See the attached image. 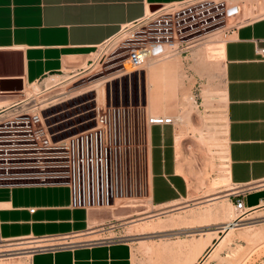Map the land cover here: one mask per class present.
Returning <instances> with one entry per match:
<instances>
[{
	"label": "rangeland",
	"instance_id": "374dc122",
	"mask_svg": "<svg viewBox=\"0 0 264 264\" xmlns=\"http://www.w3.org/2000/svg\"><path fill=\"white\" fill-rule=\"evenodd\" d=\"M196 3L194 6L189 4L188 8L204 10L205 15H209L208 22H203L205 24L198 32L203 34L199 37L198 43L182 53L157 54L138 69L130 67L127 62L130 43L145 30L156 25L155 20L147 19L136 27H127L119 36L96 47L93 53L83 59L69 60L71 62L58 73V80L50 87L44 84L46 80L36 82L39 86L34 83L25 86L22 97L27 99L21 103L19 110L33 113L41 109L52 130L61 131L57 137L69 138L70 135L88 129L82 137L69 139L73 162L68 166L70 173L66 180L75 185L81 202L101 212L100 220L91 222L87 233L42 240V243L46 241L45 245L66 241L86 243L95 239H127L132 241L133 245H139V253L146 257L150 264H187L191 260L190 257L195 254L191 250L197 249L201 242L207 239L215 240V237L221 234L220 228L224 223L222 221L236 215L230 198L233 193L232 184L219 182L217 179L223 176L227 167L224 126L227 110L225 97L222 98L220 94L224 91L222 66L224 58L209 56V64L206 65L204 52L212 45L208 43V38L214 31L220 30L213 46H217L220 40L225 43L230 25L224 18L227 4L243 5L241 17L252 18L264 14V0H200ZM160 13L167 16V9H162ZM198 53L202 54V58L198 57L200 55ZM166 62L173 63L174 89L163 84L164 77L161 72L157 71L156 74L150 75V71L156 65ZM180 75L183 76L181 83ZM104 76L106 77L103 79ZM100 81L98 86L97 83ZM102 83L105 97L101 102L102 97L99 94L97 96V89ZM150 83L153 85L150 86ZM155 92L166 95L170 92L171 97H175L174 104L165 106L169 94L161 97L156 96ZM158 97L161 105H157ZM104 110L108 113L102 129L104 132L89 130L95 125L94 112ZM157 114L173 118L176 129L175 147L179 150V153L176 152L177 156L179 155L177 164L182 168L180 170L178 167V171L183 173L188 184L187 196L169 206H154L147 196L149 191L147 128L149 118L159 116ZM214 140L217 141V146ZM177 141L179 146H176ZM213 194L218 195V199L208 203L199 202L205 200L207 195ZM195 201L198 202L194 203ZM178 205L181 206L177 208L178 210H172V207L176 208ZM218 205L221 206L224 215L231 208L233 216L226 215L227 219L225 217L222 219L219 214L215 215L216 217L212 215L207 218L210 220L209 223L206 219L202 222L190 218L197 217V213L205 211L206 207L212 209ZM258 208L248 211L250 216L247 215L246 226H237L229 236V241L226 238L220 248L213 251L203 264H264V206ZM163 209L167 211L159 214L160 218H168L178 211L179 215L188 218L189 225L181 223L177 227L167 226L160 231L147 232L144 231L145 228H140L141 225L134 224L133 219ZM238 231L245 232V235ZM19 240H1L0 244ZM192 243L195 245L193 248L190 247ZM160 244H165L166 247H160L156 251L147 250V246ZM31 251V248L19 247L1 251L6 253L1 256H13L14 258L5 259L9 263L12 260L11 264L18 262L28 264V255Z\"/></svg>",
	"mask_w": 264,
	"mask_h": 264
},
{
	"label": "crops",
	"instance_id": "0c3cea01",
	"mask_svg": "<svg viewBox=\"0 0 264 264\" xmlns=\"http://www.w3.org/2000/svg\"><path fill=\"white\" fill-rule=\"evenodd\" d=\"M178 1L183 0H0V86L25 88L58 74L68 58L83 59L149 9ZM261 46L264 14L230 27L223 46L228 178L233 193L246 191L242 198L247 209L264 206V57L256 52ZM157 71L163 84L174 89L173 63L156 65L150 75ZM170 92L155 95L168 96L164 105L170 106L175 101ZM22 95L0 89V116L15 112ZM147 130L149 199L154 206L176 203L188 193L178 171L176 129L157 123ZM70 200L66 184L0 185V238L87 233L101 212L73 206ZM138 247L127 239H95L39 248L28 255V264H150Z\"/></svg>",
	"mask_w": 264,
	"mask_h": 264
},
{
	"label": "built area",
	"instance_id": "2783aa9c",
	"mask_svg": "<svg viewBox=\"0 0 264 264\" xmlns=\"http://www.w3.org/2000/svg\"><path fill=\"white\" fill-rule=\"evenodd\" d=\"M197 1L200 0H183L171 2L166 5H158L149 9L142 18L136 20L134 23H130V25L122 27L118 34L106 40L104 43H108L110 40L119 36L127 27H136L144 20L152 19L153 21L155 20L156 25L149 28V30H145L143 34L138 35L135 40H132L133 43H130L127 58L131 60L135 68L142 67L149 58H153L157 54L182 53L199 41V37L203 34H198V32L202 25L205 24L203 22H208L207 18H209V15H205L204 10H193L192 7L188 8L189 4L194 6L197 4ZM162 9H167V16L160 13ZM243 11V5L239 3H231L225 6L224 18L227 23L230 22V25H228L229 28L247 19V17H241ZM238 17H241V19ZM211 18L214 19V16ZM256 52L264 57V46L257 47ZM23 90L24 87L21 92H24ZM24 100L25 98L22 97L19 108L15 112L0 116V152H2L0 157H3L1 162H3L7 170L28 167L33 172H29L30 174L26 175V179L17 182L14 180H5L0 175V185H17V183L66 184L71 187V204L73 206L88 207L85 203L81 202L75 185L66 180L70 173L68 166L70 162H73L69 139L79 136L82 137L88 129L79 131L75 135H70L69 138L67 136L57 137L61 131L57 132L56 130H52L46 118L42 115L41 109L33 113L21 112L19 110ZM94 113L95 125L89 130H102L106 124L108 113L105 110L95 111ZM157 123L173 124V119L170 117H166L165 119L160 117L157 120H151L149 118V124ZM102 131L104 132V130ZM245 192L231 194L230 198L236 214L247 212L242 198ZM57 237H64V235L54 236L49 239L54 240ZM1 239L4 238L1 237ZM29 239L48 238L36 237ZM76 243L85 242L39 245L31 249L34 251L39 248H54L55 246H68Z\"/></svg>",
	"mask_w": 264,
	"mask_h": 264
},
{
	"label": "bare ground",
	"instance_id": "6f19581e",
	"mask_svg": "<svg viewBox=\"0 0 264 264\" xmlns=\"http://www.w3.org/2000/svg\"><path fill=\"white\" fill-rule=\"evenodd\" d=\"M257 12V11H256ZM250 13V12H249ZM257 15V14H256ZM219 31L220 30H217V31H214V32H212L211 34H210V36H209V38H208V40H209V44H212L211 46H208V48L205 50V52H204V55H205V60H206V62L204 63V64H206L207 65V63L209 64V56H217V57H221V59H223V46H224V41H218V45L216 46H213L214 45V43L216 42V38L215 37H217L218 36V34H219ZM218 40V39H217ZM198 43V42H197ZM207 43V45H209ZM200 51V50H199ZM207 51H208V53H207ZM200 53H198V55H199ZM202 56V54H200L198 57H201ZM71 58V57H70ZM202 58V57H201ZM69 59V58H68ZM68 59L66 60V65L65 66H67V63L69 62L68 61ZM128 59V58H127ZM213 59V58H212ZM69 60H71V59H69ZM75 60V59H74ZM211 60V59H210ZM71 62V61H70ZM128 64H130L129 66L130 67H132L133 69H136L135 68V66L132 64V62H131V60L130 59H128ZM215 64V63H214ZM210 68V67H209ZM106 76H104L103 77V79L105 78ZM181 77L183 78V76H181L180 75V83L182 82V79H181ZM45 82H44V84L46 85V86H48V87H50V85H52V84H54V82H56L57 80H58V74H54V75H50V77L49 78H45ZM104 82V81H103ZM99 83V84H98ZM97 83V85L99 86L100 85V83H101V81L100 82H98ZM34 84H36V85H38L36 82L34 83ZM95 86L96 87V89H97V87L98 86ZM184 85V84H183ZM39 86V85H38ZM182 86V85H181ZM185 86V85H184ZM37 87V86H36ZM181 88H183V86L181 87ZM180 88V89H181ZM95 89V90H96ZM24 91V90H23ZM97 91H98V93H97V96H98V94L102 97V100H101V102L103 101V98L105 97V95H104V85H103V83H102V85L100 86V88L99 89H97ZM187 91V90H186ZM204 91V90H203ZM181 92V91H180ZM223 92V91H222ZM204 94V93H203ZM221 94V97L223 98V96H224V92L223 93H220ZM205 95V94H204ZM217 95V94H216ZM182 96V95H181ZM186 96V95H185ZM191 96V95H190ZM189 96V97H190ZM207 96V95H206ZM25 99H27L26 97H25ZM99 99V98H98ZM181 99V98H180ZM183 99H184V97H183ZM192 99V98H191ZM100 100V99H99ZM210 100V99H209ZM172 101H173V99H172ZM180 104H183V105H185L184 104V102L183 103H181L180 102ZM182 106V105H181ZM180 106V107H181ZM185 107V106H184ZM187 108V107H186ZM188 110V109H187ZM217 115V114H216ZM160 117H162V118H166V117H164V116H157V117H151V120H157L158 118H160ZM223 117V116H222ZM171 119H173L172 117H170ZM204 118H206L205 116H204ZM205 122V121H204ZM215 122H216V120H215ZM223 122V121H222ZM209 123V122H208ZM211 124V123H210ZM208 125V124H207ZM212 126V125H211ZM224 126L226 127V122H224ZM214 127H216V126H214ZM218 128V127H217ZM221 129V128H220ZM226 129H227V127L225 128V132H226ZM210 130V129H209ZM212 132V131H211ZM222 134V133H221ZM212 135V134H211ZM209 136V135H208ZM224 136H225V134H224ZM223 136V137H224ZM214 137V136H213ZM222 137V138H223ZM205 138V137H204ZM215 141V140H214ZM216 142V146H217V141H215ZM215 142H213V143H215ZM226 143V142H225ZM208 144V143H207ZM219 144V143H218ZM213 145V144H212ZM226 145V144H225ZM176 146H179V142L177 141V145ZM223 147V146H222ZM225 147V146H224ZM227 148V147H226ZM216 149V148H215ZM210 150V149H209ZM178 151V153H179V150H177ZM226 152H227V150H226ZM226 154V153H225ZM179 156V155H178ZM177 156V157H178ZM212 156H213V154H212ZM179 158V157H178ZM211 160V159H210ZM213 160V159H212ZM226 160H227V156H226ZM211 162V161H210ZM222 163V162H221ZM223 164V163H222ZM180 165V164H179ZM181 166V165H180ZM180 166H178L179 167V169L180 170H182V168L180 167ZM227 167H226V171H225V173L223 174V176L222 177H220V178H217V179H219V182H221V181H224V182H226V183H231V181L229 180V178H228V163H227V165H226ZM222 167V166H221ZM221 169V168H220ZM218 172H220V171H218ZM221 175V174H220ZM216 178V177H215ZM222 185V184H221ZM225 185V184H224ZM264 185V184H263ZM214 187H216V186H214ZM218 187H220V186H218ZM258 192V191H257ZM262 192H264V190L263 191H261V193ZM259 193V192H258ZM261 193L259 194V195H261ZM257 194V193H256ZM264 194V193H263ZM218 197V195H211V196H208L207 195V198H205V200H201V201H199L200 203L201 202H205V201H207V203L208 202H210V201H212V200H215L216 198ZM148 199H149V196H148ZM218 199V198H217ZM150 200V199H149ZM151 201V200H150ZM149 201V202H150ZM197 201V202H198ZM174 202V201H173ZM172 202V203H173ZM196 201L194 202V203H197ZM214 202V201H213ZM171 203V204H172ZM251 203V202H250ZM174 204V203H173ZM163 205H164V203H163ZM162 205V206H163ZM165 205H167V204H165ZM216 205V204H215ZM161 206V205H160ZM169 206V205H168ZM167 206V207H168ZM228 206H230V205H228ZM233 206V205H232ZM254 206V205H253ZM178 207H181V206H177L176 208H174V207H172V210L173 209H177ZM206 207V206H205ZM170 208V207H169ZM168 208V209H169ZM184 208V207H183ZM207 208V207H206ZM205 208V211H203V212H201V213H197V217L196 216H190V218H193V220L194 219H199L200 221H202V222H204V220L206 219L207 220V218L209 219L212 215H221L222 217V219H223V217H230L231 215H232V211L229 209V211L227 212V216L226 215H224V212H223V210L221 209V206L219 207V205L218 206H214V207H212V209L211 208H207L206 209ZM257 209L258 207H250V208H248L246 211L247 212H245V213H243V214H236L233 218H230V219H228V220H226V221H222V222H224L223 223V225H221V228H220V231H221V234H219V235H217L216 237H215V240H213V241H210L209 239H207L205 242H201V245H199V247H197V249L195 248L194 249V251L193 250H191V252H193V254H194V252H195V254L193 255V257H190L191 258V260L187 263V264H203V262L209 257V256H211L212 255V253H213V251H215V250H217V248L221 245V244H223V242H225V240H226V238H228V241H229V236H231V233H232V231L237 227V226H244L245 224H246V222H245V220H247L248 219V217H247V215H249L248 214V211L249 210H252V209ZM179 209H181V208H179ZM259 209V208H258ZM178 210V209H177ZM260 210V209H259ZM166 211L167 210H161V211H159V212H157V213H146L145 215H143L142 217H140V218H137V219H133L134 221H130V222H134V224H138V225H141L142 227H140V228H145L146 230H144V231H147V232H154V231H160V230H163V229H165V228H167V226L168 227H177V225H181V223H188L187 225H189V221L187 220L188 218H186V217H184L185 215H183V216H181V215H179L178 214V211H177V214H171L168 218H160V216H159V214H161V213H166ZM199 211V210H198ZM201 211V210H200ZM195 212V211H194ZM256 212V211H255ZM196 213V212H195ZM226 213V212H225ZM253 213V212H252ZM260 213V212H259ZM189 214V213H188ZM190 214H192V213H190ZM234 214V213H233ZM256 214V213H255ZM233 216V215H232ZM250 216V215H249ZM255 216V215H254ZM259 216V215H258ZM264 216V215H263ZM154 217H155V219H154ZM189 217V216H188ZM216 217V216H215ZM220 217V216H219ZM158 218V219H157ZM204 219V220H203ZM227 219V218H226ZM205 220V221H206ZM209 221L210 220H207L206 222H208L209 223ZM248 221V220H247ZM250 221V220H249ZM257 221V220H256ZM255 221V222H256ZM254 222V223H255ZM192 223V222H191ZM252 224V223H251ZM184 225V224H183ZM191 225V224H190ZM194 225V224H193ZM201 225H204V224H201ZM207 225V224H206ZM249 225V224H248ZM133 226V225H132ZM198 226V225H197ZM199 226H200V224H199ZM242 226V227H243ZM246 226V225H245ZM137 227V226H136ZM139 227V226H138ZM182 227V226H181ZM180 227V228H181ZM241 227V228H242ZM246 228H248V226L246 227ZM171 229H173V228H171ZM175 229V228H174ZM237 229V228H236ZM249 229V228H248ZM247 229V230H248ZM250 229H251V226H250ZM143 230V229H142ZM243 230H245V229H243ZM257 230V229H256ZM255 230V231H256ZM144 231H141V232H144ZM254 231V232H255ZM237 232V231H236ZM248 232V231H247ZM253 232V231H252ZM260 232V231H259ZM238 233H243V235H245L244 233L245 232H239L238 231ZM234 234V233H233ZM249 234V233H248ZM235 235H236V233H235ZM251 235V234H250ZM240 236V235H239ZM258 235H256V237H257ZM260 236H262V233L260 232ZM64 237H67V236H64ZM91 237V236H90ZM209 237V236H208ZM241 237V236H240ZM263 237V236H262ZM58 238V237H57ZM92 238H94V237H92ZM210 238V237H209ZM212 238V237H211ZM244 238V237H243ZM260 238V237H259ZM1 240H8V239H1ZM0 240V241H1ZM42 240H47V239H35V240H33V239H28V240H19V242H2L1 244H0V252L1 251H6V250H11V249H18L19 247H26V248H33V247H36V246H39V245H42V244H44V242H46V241H44L43 243H42ZM41 241V242H40ZM51 241V240H50ZM180 242V241H179ZM48 243V242H47ZM52 243V242H51ZM19 244H23V245H19ZM46 244V243H45ZM44 244V245H45ZM225 244V243H224ZM16 245H19V246H16ZM148 245V244H147ZM160 247H166V245L165 244H160V245H157V246H153V245H151V246H147V250H151V251H156V250H158V249H160ZM188 247V246H187ZM190 247H195V245H193V243L190 245ZM220 248V247H219ZM4 254H6L5 252L3 253V252H1V254H0V256L1 255H4ZM11 257H13V256H1L0 257V264H11V262H12V260H11V262L9 263L8 261H6L5 259H7V258H11ZM14 258V257H13ZM3 260H5V261H3ZM18 261V260H17ZM187 261V260H186ZM185 261V262H186ZM15 264V263H14ZM18 264H19V262H18ZM26 264V263H25ZM184 264H186V263H184Z\"/></svg>",
	"mask_w": 264,
	"mask_h": 264
},
{
	"label": "flooded vegetation",
	"instance_id": "af4514ba",
	"mask_svg": "<svg viewBox=\"0 0 264 264\" xmlns=\"http://www.w3.org/2000/svg\"><path fill=\"white\" fill-rule=\"evenodd\" d=\"M0 154L2 155V152H0ZM1 160H3V157H0V175L3 176L5 180H14L17 182L26 179V175L30 174L29 172H33L28 167L7 170Z\"/></svg>",
	"mask_w": 264,
	"mask_h": 264
},
{
	"label": "water",
	"instance_id": "95a60500",
	"mask_svg": "<svg viewBox=\"0 0 264 264\" xmlns=\"http://www.w3.org/2000/svg\"><path fill=\"white\" fill-rule=\"evenodd\" d=\"M0 89L1 90H13V91H21L23 89V86L21 85H18V86H15V87H9V86H4V85H1L0 86Z\"/></svg>",
	"mask_w": 264,
	"mask_h": 264
}]
</instances>
